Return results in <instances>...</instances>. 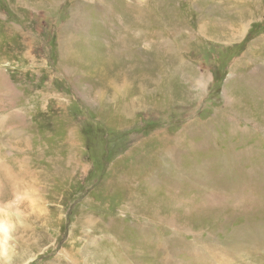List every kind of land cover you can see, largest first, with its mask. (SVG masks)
<instances>
[{"label": "rangeland", "instance_id": "374dc122", "mask_svg": "<svg viewBox=\"0 0 264 264\" xmlns=\"http://www.w3.org/2000/svg\"><path fill=\"white\" fill-rule=\"evenodd\" d=\"M0 264H264V0H0Z\"/></svg>", "mask_w": 264, "mask_h": 264}, {"label": "bare ground", "instance_id": "6f19581e", "mask_svg": "<svg viewBox=\"0 0 264 264\" xmlns=\"http://www.w3.org/2000/svg\"><path fill=\"white\" fill-rule=\"evenodd\" d=\"M91 38V37H90ZM73 43V42H72ZM229 151V150H228ZM233 153V152H232ZM185 211V210H184ZM183 213V212H182Z\"/></svg>", "mask_w": 264, "mask_h": 264}]
</instances>
